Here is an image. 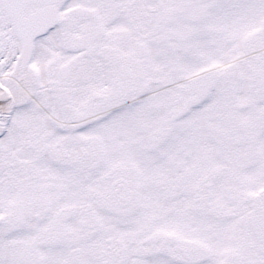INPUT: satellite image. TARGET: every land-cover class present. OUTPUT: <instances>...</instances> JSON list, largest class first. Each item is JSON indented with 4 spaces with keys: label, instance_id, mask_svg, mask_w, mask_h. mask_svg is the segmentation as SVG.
<instances>
[{
    "label": "snow or ice",
    "instance_id": "snow-or-ice-1",
    "mask_svg": "<svg viewBox=\"0 0 264 264\" xmlns=\"http://www.w3.org/2000/svg\"><path fill=\"white\" fill-rule=\"evenodd\" d=\"M0 264H264V0H0Z\"/></svg>",
    "mask_w": 264,
    "mask_h": 264
}]
</instances>
